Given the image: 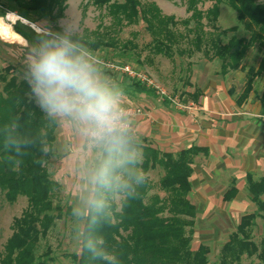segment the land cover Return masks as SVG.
<instances>
[{
	"label": "trees",
	"instance_id": "trees-1",
	"mask_svg": "<svg viewBox=\"0 0 264 264\" xmlns=\"http://www.w3.org/2000/svg\"><path fill=\"white\" fill-rule=\"evenodd\" d=\"M0 1L6 3L0 9V16L15 11L35 25L44 19L53 24L54 29L60 30L56 24L64 16L66 0ZM88 1L96 7L105 8L112 19V26L95 30L91 39L70 36L72 41L79 42L88 51L117 48L118 40L113 32L124 25L142 21L151 37L147 44L151 54L173 58L175 54L187 53L190 56L201 52L208 59L215 57L221 61V75L237 70L248 49L256 46L261 57L257 67L248 71L245 88L235 98L239 105L253 89L255 76L264 75V1L183 0L190 16L181 20L164 14L154 1ZM205 2L211 4L202 9L200 6ZM221 4H227L236 11L237 21L249 32L248 37L232 34L223 40L228 32H236L238 26L219 28L217 19ZM14 28L32 43L26 31L18 26ZM33 34L40 38L36 32ZM129 48H136L131 40L119 47L120 56L126 55ZM136 57V62L142 64L139 52ZM15 71V66L9 64L0 72V190L10 203L19 196L25 197L27 206L13 220V232L3 245L0 264H53L56 256L52 246L45 244L41 250V241L47 238L56 220L72 214L71 206L64 210L59 202H54L55 190L60 185L51 178L46 168V161L53 153L51 147L57 123L55 117L41 110L27 80L18 77ZM116 83L115 86L110 85L116 92L155 93L134 79L128 84ZM229 93L233 96V90L230 89ZM197 95L194 92L191 96L195 100ZM260 102L263 106L264 87ZM129 143L131 149L139 154V162L134 166L136 169H143L146 175L151 169H162L158 189L163 194H150L153 186L148 175L143 186L134 185L135 191L102 190L107 206L96 217V223H93L92 216L84 218L79 252L69 256L75 264H112L111 260L92 257L86 247L87 240L91 238L94 241L103 240V244L97 247L113 255L116 264H208L210 248L193 243L196 209L188 197L193 159L205 149L190 146L174 152L163 151L140 142L130 132ZM99 163L100 158L95 165ZM246 179L256 210L240 217L235 230L220 248L218 264H241L243 255L256 256L264 262V235L259 243L252 238L256 218L264 219V175L258 179L247 176ZM232 190L234 188L226 194V198L234 193ZM116 196L120 197L119 204L114 200Z\"/></svg>",
	"mask_w": 264,
	"mask_h": 264
},
{
	"label": "rangeland",
	"instance_id": "rangeland-1",
	"mask_svg": "<svg viewBox=\"0 0 264 264\" xmlns=\"http://www.w3.org/2000/svg\"><path fill=\"white\" fill-rule=\"evenodd\" d=\"M142 1L156 2L164 14L172 15L177 20L185 19L190 16L183 0ZM256 1L262 3L264 0ZM5 4L4 1H0V9L4 8L3 6H5ZM65 4L66 9L64 10V16L58 19L56 24L60 28V32L54 29L53 24L48 23L46 20L43 19L40 22L50 25L54 32L64 33L65 30H67L70 36L89 39L94 37L93 32L95 30H104L106 27L112 26V19L107 14L106 9L96 7L88 0H66ZM210 4V2H205L200 7L206 9ZM13 12L17 13L15 11ZM18 16L22 19L16 20V22L12 24L15 33L21 36L14 28V26H18L30 35L32 39L31 44L39 43L42 37H35L33 34L35 31L33 27L29 25V23L32 22L19 14ZM236 16V11L227 4L220 5V12L217 19L219 28L224 29L233 25L238 26L236 32H228L226 36L222 37L224 41L232 34H235L238 37L249 36V32L246 31L241 23L237 21ZM24 20L27 22H23ZM179 28L183 30L182 26ZM112 35L118 40L117 48H103L93 52L89 51L94 58L100 60L111 59L115 63H130L137 70L141 69L142 72L150 76V78L163 88L167 94L176 96L183 103L192 101L196 104L191 96L194 92V88L202 84L203 81L201 80H204L205 78L221 75V61L215 57L208 59L201 52H195L190 56L187 55V53L182 55L175 54L173 58L151 54L147 48V44L150 42L151 37L145 30L142 21L124 25L116 30V32H113ZM22 38L24 39V42H13L4 39L0 35V72L5 66L10 64L15 66V74L18 77L26 76V61L29 50L25 47L28 43L27 40L24 37ZM127 40H131L136 45V48H129L126 55L120 56L119 52L121 49H119V47H121V45ZM137 52L140 53V61L142 64L136 62ZM260 57V51H258L256 46H253L248 49L240 67L237 70H232L226 73L228 75L227 82L230 84V89L233 90L234 98L239 96L244 90L248 71L251 68L255 69L257 67ZM99 65L100 64L97 63L98 67H100ZM263 87L264 75L255 76L253 89L243 102L247 100L253 102L258 101L261 104L260 95ZM150 103H159L162 105L166 103V100L157 93H154V95L142 93L139 97L134 96L133 98H127L125 96L120 97V105L128 104L139 106L143 110L142 115L146 113L145 104ZM169 106L170 108L180 110L171 103ZM55 119L57 127L58 118L55 117ZM54 134L55 141L51 147L53 153L46 161V168L51 178L56 180L60 185L59 188L55 190L54 202H59L64 210L68 206H71L73 209L80 204L82 187L85 183L84 176L86 169L95 166V162L99 158L98 151L85 141L84 145L78 151L75 150V148L71 147L70 149V147H66L64 150L67 152H63L61 145L62 141L56 140V128ZM132 135L134 136V134ZM162 173L163 171L160 167L149 170L147 175L153 186L150 190V194H163L158 189V179ZM119 199L120 197L116 196L114 200L119 204ZM252 205L254 208L252 210H247L246 213L254 212L256 210L255 204L252 203ZM26 206L27 201L25 197L19 196L15 202L10 203L5 199L3 191L0 190V253L2 252L4 243L13 232L12 224L14 218L20 216ZM83 220L84 219L74 216L73 212L70 215H65L63 218L56 220L55 226L49 231L47 238L41 241V250L44 248L45 244L52 246L56 256V260L53 264H75L69 254L79 252L80 230L82 228ZM238 222L239 217H234L231 222L232 226L230 227V231L235 230ZM228 232L223 233L222 236L224 237L221 238L220 241L210 245L208 264H218L220 248L223 240L227 238ZM263 235L264 219L257 217L252 227V238L256 243H259ZM197 242V237L194 233L193 243L196 244ZM241 264H264V262L256 256L247 257L246 255H243Z\"/></svg>",
	"mask_w": 264,
	"mask_h": 264
},
{
	"label": "crops",
	"instance_id": "crops-1",
	"mask_svg": "<svg viewBox=\"0 0 264 264\" xmlns=\"http://www.w3.org/2000/svg\"><path fill=\"white\" fill-rule=\"evenodd\" d=\"M99 66L109 85L128 84L132 80L120 72ZM227 80V74L201 80V86L194 88L198 94L195 110H176L170 108L169 102L150 103L145 104L144 115L131 120L132 136L154 148L170 152L190 146L205 149L193 159L188 197L196 209L198 242L195 245L205 244L209 248L224 237L223 233L229 230V235L233 231L230 227L234 217L238 216L240 220L247 210L254 208L246 177L258 179L264 175V105L248 100L237 104L229 93ZM118 93L127 98L142 94ZM57 118L56 140L62 141L63 152H67L66 147L78 151L85 140L74 122ZM232 188L234 193L226 198Z\"/></svg>",
	"mask_w": 264,
	"mask_h": 264
},
{
	"label": "clouds",
	"instance_id": "clouds-1",
	"mask_svg": "<svg viewBox=\"0 0 264 264\" xmlns=\"http://www.w3.org/2000/svg\"><path fill=\"white\" fill-rule=\"evenodd\" d=\"M7 16L19 17L14 12ZM33 29L42 38L37 44L25 45L29 50L25 79L31 94L48 116L73 121L81 137L98 151L100 163L86 169L80 204L72 209L77 218L92 216L96 223L107 206L102 190L135 191L134 185L143 186L147 175L134 167L139 154L130 147L129 123L120 106V94L101 75L98 61L79 42L72 41L67 30L54 32L46 23L33 25ZM98 244L103 240L89 238L86 242L92 257L116 264V258Z\"/></svg>",
	"mask_w": 264,
	"mask_h": 264
},
{
	"label": "built area",
	"instance_id": "built-area-1",
	"mask_svg": "<svg viewBox=\"0 0 264 264\" xmlns=\"http://www.w3.org/2000/svg\"><path fill=\"white\" fill-rule=\"evenodd\" d=\"M99 64L103 65L104 67L120 72L124 75H126L130 79L137 80L138 82L145 85L147 88H151L154 90L155 93L160 95L163 99L167 100L169 103L173 104L175 107H177L180 110L184 111H192L197 109V105L194 102H187L183 103L181 102L176 96H171L165 92L163 88H161L153 79L150 78L147 74L144 72L137 70L135 67H133L131 64H121V63H115L114 61H105L95 58ZM122 110L125 113V118L129 123V132L131 131V120L135 118L138 115H142L143 110L139 106L134 105H120Z\"/></svg>",
	"mask_w": 264,
	"mask_h": 264
},
{
	"label": "bare ground",
	"instance_id": "bare-ground-1",
	"mask_svg": "<svg viewBox=\"0 0 264 264\" xmlns=\"http://www.w3.org/2000/svg\"><path fill=\"white\" fill-rule=\"evenodd\" d=\"M22 19L21 17H15V16H7V17H1L0 16V35L9 41L13 42H24V39L19 36L12 28V24L16 22V20ZM23 22H27L24 20ZM31 27H33L32 23H29Z\"/></svg>",
	"mask_w": 264,
	"mask_h": 264
}]
</instances>
